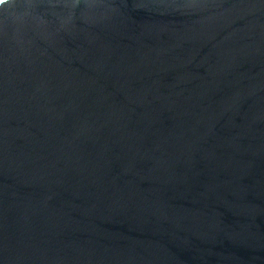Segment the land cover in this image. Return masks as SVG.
<instances>
[{
  "label": "water",
  "instance_id": "95a60500",
  "mask_svg": "<svg viewBox=\"0 0 264 264\" xmlns=\"http://www.w3.org/2000/svg\"><path fill=\"white\" fill-rule=\"evenodd\" d=\"M0 264H264V0H0Z\"/></svg>",
  "mask_w": 264,
  "mask_h": 264
}]
</instances>
